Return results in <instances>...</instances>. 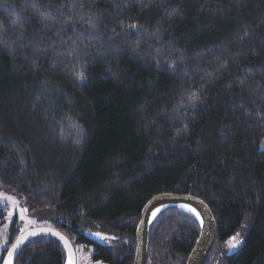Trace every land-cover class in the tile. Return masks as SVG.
<instances>
[{
	"label": "trees",
	"instance_id": "trees-1",
	"mask_svg": "<svg viewBox=\"0 0 264 264\" xmlns=\"http://www.w3.org/2000/svg\"><path fill=\"white\" fill-rule=\"evenodd\" d=\"M262 143L264 0H0V188L94 261L133 264L142 208L173 193L213 214L204 264H264ZM199 232L163 210L146 264H185ZM64 262L44 236L13 264Z\"/></svg>",
	"mask_w": 264,
	"mask_h": 264
},
{
	"label": "water",
	"instance_id": "water-1",
	"mask_svg": "<svg viewBox=\"0 0 264 264\" xmlns=\"http://www.w3.org/2000/svg\"><path fill=\"white\" fill-rule=\"evenodd\" d=\"M179 205L192 208L197 212L198 217L179 207ZM161 206L167 207L163 208L160 212L167 208H179L191 214L198 221L200 226L199 236L185 264H204L216 239V223L213 214L208 205H206V203L201 199L188 194L173 193L158 194L148 200L142 208L140 212V219L135 231V253L133 264H146L149 226L160 212H158L154 217L153 213ZM44 236L50 237L60 244L65 253L64 264H69V259L72 260V264H75L76 255L72 243L65 235L51 227H37L21 232L5 252L2 264H13L18 250L25 242L34 237ZM84 237L89 242L95 244L102 243L104 239L108 238L106 236L90 232H85Z\"/></svg>",
	"mask_w": 264,
	"mask_h": 264
},
{
	"label": "rangeland",
	"instance_id": "rangeland-1",
	"mask_svg": "<svg viewBox=\"0 0 264 264\" xmlns=\"http://www.w3.org/2000/svg\"><path fill=\"white\" fill-rule=\"evenodd\" d=\"M17 219L21 232L37 227H50L47 220H42L36 213L28 214L23 207L22 199L19 196L6 192L0 188V256L6 248V235L10 224ZM236 241L230 242L232 246ZM236 244V243H235ZM237 243L234 249L239 247ZM75 264H104L101 261H94L92 248L77 246L75 248Z\"/></svg>",
	"mask_w": 264,
	"mask_h": 264
},
{
	"label": "bare ground",
	"instance_id": "bare-ground-1",
	"mask_svg": "<svg viewBox=\"0 0 264 264\" xmlns=\"http://www.w3.org/2000/svg\"><path fill=\"white\" fill-rule=\"evenodd\" d=\"M165 207H167V206H161V207H159V208H157L156 210H155V215L158 213V212H160L163 208H165ZM179 207H181V208H183L184 210H186V211H188V212H190V213H192L193 215H195V216H197L198 217V214H197V212L195 211V210H193L192 208H190V207H188V206H184V205H179ZM153 217H154V215H153Z\"/></svg>",
	"mask_w": 264,
	"mask_h": 264
},
{
	"label": "snow or ice",
	"instance_id": "snow-or-ice-1",
	"mask_svg": "<svg viewBox=\"0 0 264 264\" xmlns=\"http://www.w3.org/2000/svg\"><path fill=\"white\" fill-rule=\"evenodd\" d=\"M81 82L83 83V74H81ZM261 147L264 148V143L261 144ZM153 215L155 216V213H153ZM61 239H62V237H61ZM232 240L236 241V237H233ZM236 242L238 243V241H236ZM235 246H236V244L233 243L232 247H235ZM69 264H72V260L71 259H69Z\"/></svg>",
	"mask_w": 264,
	"mask_h": 264
},
{
	"label": "flooded vegetation",
	"instance_id": "flooded-vegetation-1",
	"mask_svg": "<svg viewBox=\"0 0 264 264\" xmlns=\"http://www.w3.org/2000/svg\"><path fill=\"white\" fill-rule=\"evenodd\" d=\"M4 250V249H3ZM3 252V251H2ZM2 252H1V254H2ZM4 256H5V254H4ZM4 258V257H3Z\"/></svg>",
	"mask_w": 264,
	"mask_h": 264
}]
</instances>
